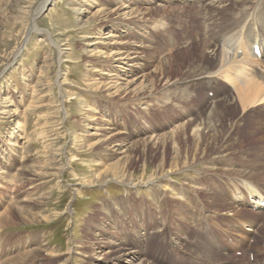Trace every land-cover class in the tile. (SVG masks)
<instances>
[{"label": "rangeland", "instance_id": "374dc122", "mask_svg": "<svg viewBox=\"0 0 264 264\" xmlns=\"http://www.w3.org/2000/svg\"><path fill=\"white\" fill-rule=\"evenodd\" d=\"M43 1L0 0V213L16 200L36 215L31 222L20 216V208L6 213V224L0 226L5 242L0 260L13 246L32 243L27 237L36 234L33 240L48 246L45 264H57L62 257L52 255L86 239L94 244V229L103 226L111 239L134 245L149 262L159 255L170 264H241L251 247L258 249L263 264L264 207L253 205L248 192L264 187V104L247 108L235 122L239 109L222 103L231 95L217 98L230 92L229 86L223 91L221 82L214 81L221 80L219 74L195 84L185 78L193 66L214 68L210 59L200 58L198 47H187L203 38L214 41L225 28L226 35L231 32L228 37L236 36L230 47L224 40L219 44L230 52L226 60L241 50L235 63L246 66L248 61L253 74L259 72L258 80L264 81V58L257 59L255 35L249 40L241 31L246 21L251 27L245 32H264L259 11L264 0H226L220 10L209 0H50L40 8ZM119 5L147 10L126 22L111 13ZM31 23L47 34L28 31ZM98 31L143 45L140 62L150 79L160 75L172 83L160 91L158 82L156 97L144 103L132 100L130 92L107 94L100 86L101 75L95 73L105 67L95 50L99 44H92ZM259 34L262 47L264 34ZM246 42L248 52L242 50ZM60 49L65 51L61 60ZM214 103H219L214 125L194 130L187 120L205 122ZM85 116L99 118L93 123L106 119L113 131H120L126 142L121 153L115 147L91 145L92 129ZM20 164L40 165L42 172L56 174L43 175L32 188L19 182L15 168ZM175 164L165 187L126 184L145 181L155 176L156 168ZM111 172L126 175L120 174L122 182L97 180ZM34 190L46 198L39 203L20 200ZM94 260L74 255L73 261Z\"/></svg>", "mask_w": 264, "mask_h": 264}, {"label": "bare ground", "instance_id": "6f19581e", "mask_svg": "<svg viewBox=\"0 0 264 264\" xmlns=\"http://www.w3.org/2000/svg\"><path fill=\"white\" fill-rule=\"evenodd\" d=\"M48 1H50V0H44L42 2V5L40 8H42L44 6V4L47 3ZM217 1H218V3L216 5L215 2H217ZM224 1L226 2V0H209V3L214 4L212 6L217 7L218 10H220V8H225L227 6L223 3ZM240 2H241V0H240ZM156 5L160 6V4H156ZM132 6L133 5H129V6H126V5L120 6L119 5V6H116L115 8H113L111 10V13L113 12L115 17L127 19L126 20V22H127L133 18L135 19V17L138 16L140 13L144 14L147 10V8L146 9L142 8V7L141 8L140 7L135 8ZM126 7H128V8L124 9ZM161 7H162V5H161ZM259 11L261 12V14L264 17V1H263V6H261V9ZM204 15H206V13ZM204 15H202L201 17H203ZM251 21H252V19H251ZM212 23L213 22H211V24ZM256 24L259 25L258 23H256ZM202 25H203V23H202ZM247 25H248V27H247ZM230 27L228 30L232 29ZM250 27H251V24H246V21H245V25L241 29L242 35L244 33L245 38L249 39V40L253 38V34L255 35V38L252 39V42H253V45L256 44V46H258L260 57H258V58L254 57V58H257L258 60H260V59L262 60L264 58V41H262V47H261L259 45L261 43V41L259 40L260 39L259 32L261 34L262 33L264 34V32L260 31L259 29H258L259 32L253 31L252 28H251V31H248L249 33L247 31L245 32L244 28H247V30H249ZM224 29L220 30V32H222V33H220L214 39L215 42L212 40H208L207 38H203L202 40H197L199 38V36H196L197 42L195 44H192V46L187 47L188 51H191L195 47H198L199 50L197 53L200 54V56H201L200 58L205 57V59L206 58L210 59L211 65L214 68H212L211 70H207V69L197 68L196 66H193V67L189 68L185 79H189L194 84L196 83V81H198V83H202L201 80H203L207 76H210L211 73L214 74V72H216V74H214L213 76L219 74L218 76H220L222 81L219 78H216L219 81L216 79L214 80L218 83L221 82V84H223V85H221V84L218 85L221 87L219 89L224 91L225 88L226 87L228 88V86H229L230 92H232V93L229 92V95H228L227 92H223V94L217 98L223 99V98H226L227 96L231 95L230 97L223 99L222 103L227 102V103H229V105L232 108H234V109L238 108L239 109L240 115L237 116V119L235 120V122H236V121H239L238 119H241L242 113L247 108L254 106V105L264 104V81L260 82L258 80L259 79L258 78L259 72H258V74L256 73V75L253 74V72L251 71L252 68L250 67L248 61H246V62L248 63V65L251 69L247 67V63H246V66L244 65L245 63L243 64L242 62H241L242 63L241 65H240V63H239V65L236 64L238 62L237 56H238V54L239 55L241 54V50L238 51V54H236V57L232 56V59L230 61L226 60L229 57L228 54L230 52L227 54V50L225 49L226 50L225 51L223 45L221 44V46H220L219 44L221 41L224 40L223 44L227 47H230V44L233 42V40H234V38H236V36L228 37V35L231 32L226 35V32L223 31ZM236 30H237V33H238V31H240V29H236ZM28 31H33V32H36L38 34H42V33L47 34L44 30L36 28L33 23H31L30 29ZM247 33H248V36H246ZM95 37L98 40H96L95 42H92L93 45L99 44V45L105 46V47H103V46L101 47L99 45L95 46L96 52H100L99 54H101L102 58H104V66H105L104 68L96 69L95 73L101 75L100 81H102V82H101L100 86H102L103 90L107 94L118 96V94L122 95V93L126 94V93L130 92L134 96L133 98H131L132 100H136L137 102L144 103V102L148 101L149 99L156 97L157 93L155 92V89H156V84L158 82L160 83V86H161L160 91L163 90L164 88L168 87V85L172 83V82H170L171 79H168V78L164 79V76L161 77L160 75L156 76L157 77L156 79H153V78L150 79L149 72L144 71L145 68L140 62V61H142V55H141V51H139V49H142L141 47H143V45L133 43V42L129 41L128 39H126L124 37V35L121 36V35H118L116 33L113 34V33L108 32V33L102 35L98 31L97 35H95ZM194 37H195V35H194ZM204 37H205V35H204ZM237 39H241V37L237 38ZM254 39L257 40V43L255 42ZM242 41H246V40H242ZM25 42H26V40L18 45L16 52L20 51L23 48V46L25 45ZM235 44H236V42H235ZM253 45H252V50L254 53V46ZM98 46L100 47V49L97 48ZM220 47H223V48H220ZM242 50L248 52L247 42L245 44V48H243ZM64 52L65 51L62 49L59 50V52H58L59 58L62 54H64ZM232 53H234V52H232ZM243 55L247 56L248 54H246L244 52ZM240 59L241 58H239V60ZM251 59L252 58H250V60ZM60 60H61V58H60ZM5 62L7 63L8 60H6ZM233 63H235L237 66H234ZM133 66L136 68L135 71L131 69V67H133ZM231 67H235L234 68L235 70L232 71ZM262 67L264 68V66H262ZM130 69H131V71H130ZM154 69L156 71V68H154ZM254 69H256V68H254ZM256 71H254V72H256ZM132 74H133V76L130 79H128V77ZM261 74H262V72H261ZM213 76H211V77H213ZM97 79H99V78H97ZM263 80H264V74H263ZM175 81H173V82H175ZM212 85L217 86V84H215L213 82H212ZM217 104H219V103L211 104L210 112H209L210 114L208 115V119L205 122L200 121L198 123V121L195 119L187 120L191 124H192V122L194 123V126H193L194 130H198L200 128V126L206 127L208 124L210 125V127L214 125V124H212V122H213L212 116H215V117L217 116V114H215V112H216L215 109H217L216 107H218ZM1 105L3 106V104H1ZM211 111H212V113H211ZM13 113L16 114L15 111ZM85 119L87 121V122H85V124L92 129V131H90V134H89L92 138L91 145H102V146L115 147L117 149V151H119L120 148H122V146L125 145L126 142L121 140V138L119 137L120 135H118V133H120V131H118V132L113 131L112 127L109 126V124L106 122V119H101V120L94 122V123L92 122V120L96 121L99 119L98 117L89 116V117H86ZM233 124L235 125L234 122H233ZM180 125L181 124H179V125L177 124L176 126L173 127V129L177 128ZM232 126H233L232 123H230L229 128H231ZM212 128H214V127H212ZM236 128H237V126H236ZM218 149L219 148H217V150ZM217 155H219V154H217ZM226 157H229V156H226ZM217 159H219V158H217ZM23 162H25V161H23ZM175 168H176V164H175V166H172L169 169H166L163 166H161V167H158L155 169V176L154 177H149L145 181L140 180V181L135 182V183H133L131 180H128L126 182V184L131 185V186H136V185L155 186V185L161 184V185H163V187H165L166 184H163V183H165L164 181H166L168 179L169 173H171L173 171V169H175ZM15 169L17 170L18 179H21L19 182L23 183L26 181L28 184H31L32 188L35 187V185H37L36 182L39 181V178L42 177L43 175H54V174H56L52 171L48 172L46 170L44 172H42L40 165L20 164V167L15 168ZM54 169L55 168L51 167V170H54ZM120 174L122 176L126 175L124 173L111 172V173H106V175H104V176H100V178L97 177V180H99V182H107V181H112V180H114V181L117 180V181L122 182L121 181L122 178L120 179ZM106 176H108V177H106ZM189 187H190V185H189ZM252 188L253 187H250L251 190L248 192V196L250 197L251 203L258 208L264 207V187L259 188L256 191H254L255 189L253 190ZM194 189H195V187H194ZM199 189L201 190V188H199ZM169 190L170 189H168V191ZM28 194L25 196V198H22L20 200L21 201H27V202L34 200L36 203H39V202H41L42 199L46 198V196H47L45 193H43V194L39 193V195H36L35 190H34V192H30ZM30 195H32V196H30ZM15 199H18V198H15ZM240 200H241V202H243L242 196L240 197ZM6 203H9V202L6 201ZM20 204H21L20 202H18V201L16 202V200H14V203L7 205L6 209H4L5 211L1 212L4 215L2 216V214L0 213L1 214L0 215V226H3L2 223L6 222V217H5L6 213H8V211H10L13 208H18V209L20 208L19 214L24 219L25 218H27V219L31 218V220H32V218H36L35 217L36 215L32 214V212H29V209H27V206L25 205V203H23V205H20ZM262 212L264 213V209ZM37 215H39V214H37ZM33 220L31 222H33ZM202 221H204V220H202ZM4 224H6V223H4ZM94 230H95L94 232L97 234V237H95V243L94 244L89 243L88 239H86V241L79 242L80 244L73 243V248L68 247L67 251L63 252L62 254L59 253V254L52 255L55 257L56 256L62 257L59 261H56L57 264H74V261H73L74 255H79L80 257L85 259V262L87 260L89 261L90 258H97L98 260H94V264H154L153 262H155L156 264H170V263H167V261L165 259H161V261H160V257H158L159 255L154 256L150 262L147 261L146 259H144V257L141 256V254L139 253V251L136 249V247L134 245H131L130 243H127V242L122 243L123 240L121 238L117 241L114 239H111L112 237L110 235H108L109 229H107L103 226L100 227L99 229H94ZM247 230H251V229L247 228ZM256 233L259 235L260 230L258 229L256 231ZM36 237H38V235H36V234L28 235L27 239L29 241L32 239L33 242L25 245L22 248H17V246H13V248H11L12 253L10 255L6 256L4 259L0 260L1 261L0 264H45L43 255H44L45 251H48V246L45 243H41V242H38L36 240H33V239H36ZM4 244H5V242L2 239H0V248L2 246H4ZM175 251L177 252L178 250H175ZM253 252H254L253 259H250L249 255ZM244 253H246V259H243L241 264H261V262H260L261 259L259 260V258H260L259 255H261V254L258 253V249L256 251V249L253 250L251 247H247V249L244 251ZM244 253H242L243 257H245ZM45 256H46V253H45ZM87 264H88V262H87ZM92 264H93V262H92Z\"/></svg>", "mask_w": 264, "mask_h": 264}]
</instances>
